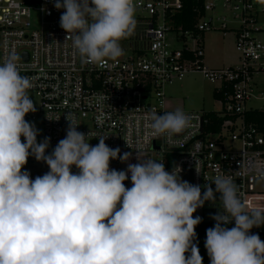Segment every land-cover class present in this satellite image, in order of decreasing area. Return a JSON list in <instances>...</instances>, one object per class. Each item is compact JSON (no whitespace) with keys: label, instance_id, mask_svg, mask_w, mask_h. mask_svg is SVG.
I'll use <instances>...</instances> for the list:
<instances>
[{"label":"clouds","instance_id":"1","mask_svg":"<svg viewBox=\"0 0 264 264\" xmlns=\"http://www.w3.org/2000/svg\"><path fill=\"white\" fill-rule=\"evenodd\" d=\"M54 7L64 10L60 27L85 63L118 60L121 41L137 26L135 0H54ZM19 59L8 51L0 63V264H203L196 243L202 218L193 214L215 204L217 193L220 211L205 240L210 264H264V241L251 232L264 226V208L249 210L230 176L217 175L215 189L207 183L202 191L160 160L138 155L126 170L112 169V160L126 163L131 153L109 147V135L78 131L72 113L49 153L50 138L38 141L25 119L37 109ZM191 119L181 108L144 116L149 135L169 142ZM30 156L49 171L33 179L25 169Z\"/></svg>","mask_w":264,"mask_h":264},{"label":"built area","instance_id":"2","mask_svg":"<svg viewBox=\"0 0 264 264\" xmlns=\"http://www.w3.org/2000/svg\"><path fill=\"white\" fill-rule=\"evenodd\" d=\"M192 1L196 18L187 29L178 22L184 0H135L137 26L122 40L123 58L101 66L83 62L75 52L60 27L64 10H57L54 0H0V63L8 51L20 57V74L31 80L28 94L38 104L43 138H50L52 149L66 136V114L72 113L78 131L109 135V147H119L121 155L131 153L126 163L112 160V169L126 170L138 155L160 160L169 172L180 167L181 177L191 172V184L202 191L207 183L215 189L211 181L217 175L230 176L249 210L264 208L259 189L264 186V126L247 119L250 113L264 112L248 106L264 102L258 83L264 76V5L257 0ZM210 32L234 37L238 66L206 65L204 39ZM190 74H202L216 86L219 110L184 111L191 126L171 142L149 135L144 116L168 112L167 88ZM125 186H132L130 173ZM218 207L219 193L215 204L206 202L196 212L203 221L215 222L211 217ZM233 226L234 221L228 225ZM251 232L264 241V226Z\"/></svg>","mask_w":264,"mask_h":264},{"label":"rangeland","instance_id":"3","mask_svg":"<svg viewBox=\"0 0 264 264\" xmlns=\"http://www.w3.org/2000/svg\"><path fill=\"white\" fill-rule=\"evenodd\" d=\"M262 36L264 39V34ZM204 42L205 63L208 67L222 69L239 65V54L236 51L235 43L231 35L223 37L219 32H210L206 34ZM121 46L124 49L122 41ZM123 56L119 59H122ZM258 83L260 87L264 88V76L260 77ZM215 89L216 86L209 83L202 74H190L184 81L178 82L167 88V98L165 101L166 109L168 111H174L177 108H181L183 111L199 112L219 110L220 105L216 102L214 96ZM34 103L37 109L36 112L27 115H34L35 119H26L27 115L25 119L35 124L40 133V141H42L44 139L43 126L40 117L37 115L39 110L38 104L37 102ZM248 106L250 108L262 110L264 109V102L253 101L249 103ZM52 150L53 149L49 146L48 152L51 153ZM25 169L31 171V173L34 174V177L42 176L49 171L48 166L45 163L38 161L26 164ZM259 189L264 191V186L259 187ZM193 215L198 216V212H195Z\"/></svg>","mask_w":264,"mask_h":264},{"label":"trees","instance_id":"4","mask_svg":"<svg viewBox=\"0 0 264 264\" xmlns=\"http://www.w3.org/2000/svg\"><path fill=\"white\" fill-rule=\"evenodd\" d=\"M194 9V1L192 0H184V7L182 10V13L179 15V23H183L185 27L188 29L192 27V25L195 22L196 14L193 11ZM247 119L249 121H253L255 123H258L260 127L264 126V112H254L247 115ZM23 140V138H22ZM37 140L40 141L39 135L37 137ZM34 157H29L28 163L35 162ZM215 225V222H209V221H203L196 227V233H197V246L200 251V255L203 257V261L210 259L207 250L205 248V240H206V230L208 228H211Z\"/></svg>","mask_w":264,"mask_h":264},{"label":"water","instance_id":"5","mask_svg":"<svg viewBox=\"0 0 264 264\" xmlns=\"http://www.w3.org/2000/svg\"><path fill=\"white\" fill-rule=\"evenodd\" d=\"M191 177H192L191 172H187V173L184 174L181 178H182L183 180H186V181H188L189 183H191ZM202 222H203V220H202ZM202 222H201V223H202Z\"/></svg>","mask_w":264,"mask_h":264},{"label":"crops","instance_id":"6","mask_svg":"<svg viewBox=\"0 0 264 264\" xmlns=\"http://www.w3.org/2000/svg\"><path fill=\"white\" fill-rule=\"evenodd\" d=\"M232 36V35H231ZM232 38H233V40H234V37L232 36ZM214 96H215V93H214ZM209 112H211V111H209Z\"/></svg>","mask_w":264,"mask_h":264}]
</instances>
